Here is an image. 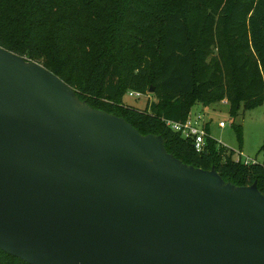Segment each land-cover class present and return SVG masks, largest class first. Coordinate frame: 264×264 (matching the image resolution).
<instances>
[{
  "label": "water",
  "instance_id": "obj_1",
  "mask_svg": "<svg viewBox=\"0 0 264 264\" xmlns=\"http://www.w3.org/2000/svg\"><path fill=\"white\" fill-rule=\"evenodd\" d=\"M0 250L29 264H264V194L0 47Z\"/></svg>",
  "mask_w": 264,
  "mask_h": 264
},
{
  "label": "trees",
  "instance_id": "obj_2",
  "mask_svg": "<svg viewBox=\"0 0 264 264\" xmlns=\"http://www.w3.org/2000/svg\"><path fill=\"white\" fill-rule=\"evenodd\" d=\"M0 47L42 64L91 107L161 135L182 162L264 194V163L235 161L209 135L196 152L166 123L185 122L197 103L225 101L234 115L264 104V0H0ZM150 86L145 108L123 101ZM0 264L29 263L0 250Z\"/></svg>",
  "mask_w": 264,
  "mask_h": 264
},
{
  "label": "rangeland",
  "instance_id": "obj_3",
  "mask_svg": "<svg viewBox=\"0 0 264 264\" xmlns=\"http://www.w3.org/2000/svg\"><path fill=\"white\" fill-rule=\"evenodd\" d=\"M129 92L124 95L123 101L138 109L145 108L147 102L156 99L149 91L139 97L131 96ZM230 107L225 101L207 106L197 103L192 107L188 119L198 120L204 129L207 126V134L212 139L235 151L234 159L240 157L242 161L255 159L264 163V104L253 109H244L240 105L235 115L230 112ZM221 121L224 122V127L219 126ZM236 126L240 128L241 138L237 135Z\"/></svg>",
  "mask_w": 264,
  "mask_h": 264
},
{
  "label": "built area",
  "instance_id": "obj_4",
  "mask_svg": "<svg viewBox=\"0 0 264 264\" xmlns=\"http://www.w3.org/2000/svg\"><path fill=\"white\" fill-rule=\"evenodd\" d=\"M142 93L140 92H134L130 91L129 95L139 97L141 96ZM199 118V117H198ZM167 125H169L173 130L178 131L181 133L182 136L184 137H191L193 141V146L196 152H203L205 150V145H206V137H207V132L206 130L202 127V125L199 124L198 120H193L191 121L190 119H187L185 122H173V121H167ZM220 127H224L225 124L224 122H219ZM235 161H242L239 158L235 159ZM245 164L250 163V162H256L255 159H247L245 161H242Z\"/></svg>",
  "mask_w": 264,
  "mask_h": 264
},
{
  "label": "crops",
  "instance_id": "obj_5",
  "mask_svg": "<svg viewBox=\"0 0 264 264\" xmlns=\"http://www.w3.org/2000/svg\"><path fill=\"white\" fill-rule=\"evenodd\" d=\"M208 133H209V131H208Z\"/></svg>",
  "mask_w": 264,
  "mask_h": 264
}]
</instances>
